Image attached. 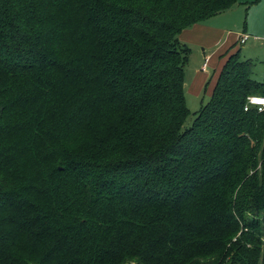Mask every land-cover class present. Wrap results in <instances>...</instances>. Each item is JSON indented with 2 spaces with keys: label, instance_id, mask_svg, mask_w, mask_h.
I'll return each mask as SVG.
<instances>
[{
  "label": "trees",
  "instance_id": "trees-1",
  "mask_svg": "<svg viewBox=\"0 0 264 264\" xmlns=\"http://www.w3.org/2000/svg\"><path fill=\"white\" fill-rule=\"evenodd\" d=\"M237 3L0 0V264H264L239 49L183 127L177 36Z\"/></svg>",
  "mask_w": 264,
  "mask_h": 264
},
{
  "label": "rangeland",
  "instance_id": "rangeland-1",
  "mask_svg": "<svg viewBox=\"0 0 264 264\" xmlns=\"http://www.w3.org/2000/svg\"><path fill=\"white\" fill-rule=\"evenodd\" d=\"M232 8L183 29L177 36L185 52V103L188 109L183 127L192 125L197 111L208 103L212 91L213 77L220 66V52L213 51L218 39L229 37L237 40L240 34H253L245 44L239 43L241 60L254 63L253 77L264 79V0H240ZM253 42L255 46H250ZM212 51V52H211ZM212 53V54H211ZM205 67L204 69L202 67Z\"/></svg>",
  "mask_w": 264,
  "mask_h": 264
},
{
  "label": "crops",
  "instance_id": "crops-1",
  "mask_svg": "<svg viewBox=\"0 0 264 264\" xmlns=\"http://www.w3.org/2000/svg\"><path fill=\"white\" fill-rule=\"evenodd\" d=\"M258 1H260V0H258ZM239 4H241V3H239ZM263 16H264V15H263ZM242 34H246V35H248V38H247L244 42H240V37H241ZM242 34L239 35V37H238V41H237V40H232V39H230L229 37H225L224 40L220 41V39H218V40L213 44V45H215L214 48H213V51L217 49V46H219L217 50H219V52H220L221 55H220V57H219V59H218V60L220 61V66H219V69L217 70L216 76L213 77L212 86H214V84H215V80H216V78H217V76H218V73H219V71H220V69H221V66L223 65V63H224L226 57H227L229 54L234 53L236 50H238V49L240 50V48H239V44H240V45L245 44V43H246L251 37H253V38H252L253 40L256 39V37H255L253 34L247 32L246 27L244 28V32H243ZM238 43H239V44H238ZM250 46H255V44H253V42H252V43L250 44ZM211 52H212V51H211ZM211 54H212V53H211ZM212 88H213V87H212Z\"/></svg>",
  "mask_w": 264,
  "mask_h": 264
},
{
  "label": "built area",
  "instance_id": "built-area-1",
  "mask_svg": "<svg viewBox=\"0 0 264 264\" xmlns=\"http://www.w3.org/2000/svg\"><path fill=\"white\" fill-rule=\"evenodd\" d=\"M248 38V35L242 34L240 37V42H244ZM205 68L204 66L202 67ZM255 107L258 111L264 109V96L263 95H251L247 98L246 103L244 104L243 109L247 111L248 109Z\"/></svg>",
  "mask_w": 264,
  "mask_h": 264
}]
</instances>
